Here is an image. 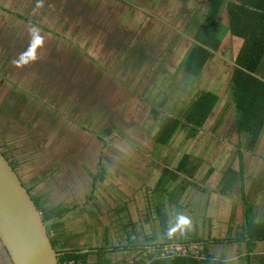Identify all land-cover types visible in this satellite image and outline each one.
Here are the masks:
<instances>
[{"label": "rangeland", "instance_id": "1", "mask_svg": "<svg viewBox=\"0 0 264 264\" xmlns=\"http://www.w3.org/2000/svg\"><path fill=\"white\" fill-rule=\"evenodd\" d=\"M1 1L12 13L0 11V106L13 87L27 100L16 117L0 107V150L33 195L42 189L47 202L72 199L80 205L61 219L69 246L97 245L107 235L120 247L118 262L132 261L133 251L123 247L129 242L123 225L127 215L119 218L114 212L115 205L125 202L133 221L128 231L143 241L161 234L158 210L174 224L178 214L187 217V228L205 237L216 230L206 216L217 219L224 209L226 217L234 218L240 190L223 191L233 177L228 170L219 177L223 167L237 163L240 136L231 74L240 41L224 36L198 77L181 68L194 40L185 26L187 8H196L201 16L208 0ZM220 20L227 24L226 9ZM204 89L219 99L198 135L192 138L178 130L169 144H155L159 117L183 115ZM153 109L163 112L157 118ZM185 153L190 154V167L202 158L195 176L183 174L169 184V192L155 195L152 189L164 167L175 170ZM102 161L108 171L95 183L101 211L108 208L104 215L95 209V198L88 201L92 174L102 169ZM210 167L219 170L213 180L206 178ZM135 171L147 184L132 190ZM168 256L161 252L160 257ZM0 264H10L4 251Z\"/></svg>", "mask_w": 264, "mask_h": 264}, {"label": "trees", "instance_id": "2", "mask_svg": "<svg viewBox=\"0 0 264 264\" xmlns=\"http://www.w3.org/2000/svg\"><path fill=\"white\" fill-rule=\"evenodd\" d=\"M224 9H226L227 16L226 25L220 20ZM186 12L189 14V20H186L185 26L190 30L192 37H194V41L187 47L184 59L181 63V68L188 76L195 78L201 74L205 64L214 56L215 52L221 46L224 36L227 35V38L235 37L240 41L231 74V82L234 91L235 126L239 133L245 132L248 134V148L255 146L264 129V79L257 75L264 59V0H208L206 11L203 15L199 16L200 12H197L196 8H194V11L187 8ZM191 15L193 17L192 19L190 17ZM177 36L180 37V33ZM182 38L181 43L184 44V37ZM147 85L154 86L152 83H148ZM162 86L165 87V85ZM12 99L14 101H12ZM218 99L219 96L217 93L204 89L195 97L187 111L181 115L182 117L179 115L174 116L171 113H164L163 116L161 115L159 117L160 123L158 131L154 137L155 144H169L178 130H186L188 137H196L204 128ZM26 100L27 96L25 93L17 94L15 87H13L0 107L16 117L20 111V101L23 102ZM165 100L167 101L168 99ZM166 101H164L165 104ZM161 107L164 106L162 105ZM154 110L155 109H153V111ZM162 112L163 111L160 110L159 112L156 111L155 116L158 118ZM108 131H111V128H109ZM102 132L103 130L101 133ZM2 153L6 155L5 152ZM103 157L104 156L101 154L100 160H103ZM8 159L10 160V158ZM201 162L202 158L199 157L198 162H196L193 167H190L192 164L190 161V154H183L175 170L164 167L163 173L159 176L152 189L154 194L158 195L162 192H169V184L176 182L183 174L195 176L194 170L198 168ZM10 163L15 168V164L11 160ZM100 166L102 169L97 174H92L90 182L91 191L88 195V201L89 199L95 198L93 200L95 209L104 215L108 214V208H106V212L101 211L103 206H100L101 201H97L99 198L96 194L98 186L95 181L97 179L104 180V173L108 171V169L103 161L100 163ZM229 169L233 177H229L230 185H228L227 188L235 185L237 181L235 169L232 167H229ZM51 171L49 176L48 174L44 176V179L48 176L50 183H52L50 174L54 173ZM213 172L214 169L210 167L206 174V178H209ZM132 175L135 176V180L129 183L132 184V190H135L134 186H146L147 183L146 179L142 177L144 176L143 174L135 171L132 172ZM181 188L184 189V187ZM31 189L32 188H28L35 204L42 213L43 220L48 222L47 231L51 235L52 244L60 253L58 256L60 264H113L110 257L104 256L107 254L108 249L116 253L120 247L115 246L107 235H105L101 243L97 245H93L91 242L84 247L77 246L76 244L71 246L68 245L66 233L60 230L63 224L61 219L70 211L80 206L76 201H72V199L67 201L66 199L58 202H47L43 199L45 190L38 189V192L33 195ZM242 193H244V190H242ZM120 194L123 199H128L127 193L121 192ZM74 196L80 197L76 192ZM155 200L160 201V199L157 198ZM159 204L158 208L164 210L163 202L160 201ZM114 209L115 214L119 218H123L122 214L124 212L127 215L125 216L127 221H123V225L129 242L123 247L128 251H133L134 254L132 261L124 258L123 261L116 264H211L218 261H220L219 263L221 264H226L223 263L224 261H221V259L219 260L214 257L215 249L213 250L211 245L213 242V245H215L219 244V242L233 243L235 241V219L233 216L228 217L224 221L226 228L223 229V233H225V235L223 234V238L212 237L210 235L209 237H205L203 233H198L199 231L195 232V230L188 229V226H186V228L184 227V231L179 230L181 232L180 234L176 232V230L169 234V229L175 224L169 221L165 213L158 210L157 216L161 234L153 233L151 236L145 238V240L148 239L145 242V240L143 241L139 238L136 233L131 236L128 231V227L133 224V221L130 218L131 214L128 210L127 202L115 205ZM148 217L149 213H147V220ZM215 217H217V214ZM205 219L213 222V217L210 215L208 217L206 216ZM222 219L223 218H220L218 221ZM207 229L211 230L209 225ZM246 234L250 238V241L246 243L247 251L251 252L253 247V242L251 240L264 239V219L259 223L248 221ZM241 239H244V235H239L238 240ZM178 245H180L184 251H176L174 255L168 256V258L160 257L161 252L165 251L166 248L177 250ZM84 248H96L98 252L91 250L83 251ZM93 253L98 254V261L91 260L90 257ZM10 264L12 263L10 262Z\"/></svg>", "mask_w": 264, "mask_h": 264}, {"label": "crops", "instance_id": "3", "mask_svg": "<svg viewBox=\"0 0 264 264\" xmlns=\"http://www.w3.org/2000/svg\"><path fill=\"white\" fill-rule=\"evenodd\" d=\"M6 1H12V0H6ZM22 1L26 2L27 4V0H22ZM1 3H3V1L0 2V11L6 13H12L10 9L4 6L5 4H1ZM18 12L19 11L17 10L14 13L18 15L19 14ZM193 41L191 40V42H189V45H191ZM258 71H259L257 74L258 77L264 79V59ZM21 103L22 102L20 101L19 104ZM237 135L240 136V138L238 137V140L240 142L239 144H237L236 146L237 148L235 150L237 163H235L236 165L234 169H235L237 181L236 184L233 186H229L228 188L227 186L222 187L223 191L224 190L232 191L233 189L235 190V186L238 187L240 190V195L237 199L238 201L236 202V205L234 207L235 221L234 220L233 221L235 223V241L233 243L219 242V244H215V245H213L214 242L212 241L213 243L211 246L213 250L215 249L214 257L218 259L217 255H220V257L222 258L221 261H224L223 263L264 264V239L260 238V239L251 240L253 242V247L251 249V252L247 251L248 249L246 246L247 241H250V238L246 234L247 222L251 221V222L259 223L264 219V129L260 134L257 144L250 148H248L247 142L246 144L243 143L244 141L248 140V134L245 132L239 133L237 131ZM244 147L245 149H243ZM221 168L222 167H220V169ZM223 169L224 171L220 175L219 180L223 178L227 170H228V175L231 174V170L229 169V167L227 168L223 167ZM217 173H219V170L215 168L213 174H211V176L207 179L213 180L217 176ZM242 190H244V193H242ZM223 196H225V194ZM225 197H229V196H225ZM212 211L214 212L215 210L213 209ZM223 211L224 212L221 213V215H219L217 219L213 218V221L216 223V230L215 229L213 230L212 237L223 238V234L225 235V233H223L224 227L223 228L219 227L220 223L224 224V221L228 218L226 217L227 214H225L224 209ZM220 218L223 219L221 221H218V219ZM239 235H244V239L238 240ZM90 249H92L91 251L98 252L97 251L98 249L96 248H90ZM3 251L7 256L8 260L10 261V258L6 253V250L1 247V243H0V254ZM97 255H98L97 253H93L90 257L91 260L98 261L99 258ZM104 257H110L113 264H116L119 261L115 252L111 251L110 249H108V252L107 254H105ZM219 262L220 261L211 264H221Z\"/></svg>", "mask_w": 264, "mask_h": 264}, {"label": "water", "instance_id": "4", "mask_svg": "<svg viewBox=\"0 0 264 264\" xmlns=\"http://www.w3.org/2000/svg\"><path fill=\"white\" fill-rule=\"evenodd\" d=\"M47 224L28 187L0 150V243L12 264H60Z\"/></svg>", "mask_w": 264, "mask_h": 264}, {"label": "clouds", "instance_id": "5", "mask_svg": "<svg viewBox=\"0 0 264 264\" xmlns=\"http://www.w3.org/2000/svg\"><path fill=\"white\" fill-rule=\"evenodd\" d=\"M188 225H190V220L187 217L178 214L176 217V224L173 225L171 229H169V234L171 232H174L177 227H183Z\"/></svg>", "mask_w": 264, "mask_h": 264}, {"label": "built area", "instance_id": "6", "mask_svg": "<svg viewBox=\"0 0 264 264\" xmlns=\"http://www.w3.org/2000/svg\"><path fill=\"white\" fill-rule=\"evenodd\" d=\"M176 251H184V249L180 246V245H178L177 246V250H173L172 248H166V250L165 251H163V253L165 254V253H167V255H174V253L176 252Z\"/></svg>", "mask_w": 264, "mask_h": 264}]
</instances>
